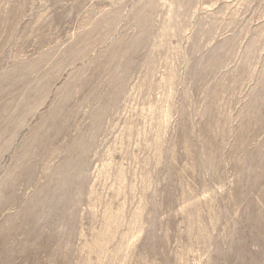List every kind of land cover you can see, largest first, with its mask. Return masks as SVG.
Returning a JSON list of instances; mask_svg holds the SVG:
<instances>
[{
	"label": "rangeland",
	"instance_id": "obj_1",
	"mask_svg": "<svg viewBox=\"0 0 264 264\" xmlns=\"http://www.w3.org/2000/svg\"><path fill=\"white\" fill-rule=\"evenodd\" d=\"M0 264H264V0H0Z\"/></svg>",
	"mask_w": 264,
	"mask_h": 264
}]
</instances>
